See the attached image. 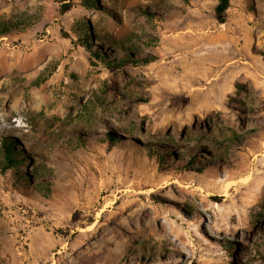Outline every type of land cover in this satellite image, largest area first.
Listing matches in <instances>:
<instances>
[{
  "label": "rangeland",
  "instance_id": "374dc122",
  "mask_svg": "<svg viewBox=\"0 0 264 264\" xmlns=\"http://www.w3.org/2000/svg\"><path fill=\"white\" fill-rule=\"evenodd\" d=\"M218 1L0 0V264H264V0Z\"/></svg>",
  "mask_w": 264,
  "mask_h": 264
},
{
  "label": "trees",
  "instance_id": "16d2710c",
  "mask_svg": "<svg viewBox=\"0 0 264 264\" xmlns=\"http://www.w3.org/2000/svg\"><path fill=\"white\" fill-rule=\"evenodd\" d=\"M90 2V1H88ZM230 6V0H219L215 12L216 18L219 22H224L226 17V11ZM30 17H21L14 20H0V36L8 34L12 29L21 27L29 23ZM121 63L127 62L129 59L126 56H123L119 59ZM112 66H115L114 61H109ZM11 138H7L3 140L2 145L0 147V164L2 169L15 168L18 166L20 160L17 157V152L14 150V142L10 140Z\"/></svg>",
  "mask_w": 264,
  "mask_h": 264
}]
</instances>
